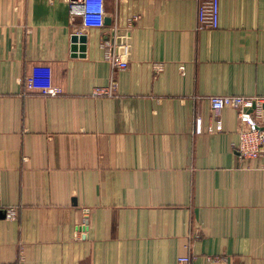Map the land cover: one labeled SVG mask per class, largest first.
I'll return each mask as SVG.
<instances>
[{
	"label": "crops",
	"instance_id": "obj_1",
	"mask_svg": "<svg viewBox=\"0 0 264 264\" xmlns=\"http://www.w3.org/2000/svg\"><path fill=\"white\" fill-rule=\"evenodd\" d=\"M220 3L201 30L198 0H106L102 27L66 0H0V204L18 208L0 212V263L264 264V169L210 102L264 98V0ZM35 74L62 93L30 90Z\"/></svg>",
	"mask_w": 264,
	"mask_h": 264
},
{
	"label": "built area",
	"instance_id": "obj_2",
	"mask_svg": "<svg viewBox=\"0 0 264 264\" xmlns=\"http://www.w3.org/2000/svg\"><path fill=\"white\" fill-rule=\"evenodd\" d=\"M72 17L81 16L83 24L88 27H102L107 16L106 0H66ZM220 0H198V28L216 29L220 26ZM106 46V58L115 69H125L129 66V47L120 44L118 47L107 37L104 39ZM123 49V51H121ZM43 74H35L28 81V88L46 95H57L62 90L55 87L52 80L46 81ZM117 91L116 80L106 86H96L93 90L94 97L113 96ZM214 115L219 119L226 107L237 111L239 120V140L233 144L243 160H259L260 167L264 169V98L242 95H218L210 98ZM221 126V121H218ZM0 212L4 218L15 219L18 217V208L15 206H3L0 204ZM85 213L82 226L87 223ZM196 232L190 238L199 237ZM218 260V259H217ZM207 264H218L215 259H209ZM190 256H182L178 264H190ZM0 264H20L19 261Z\"/></svg>",
	"mask_w": 264,
	"mask_h": 264
},
{
	"label": "water",
	"instance_id": "obj_3",
	"mask_svg": "<svg viewBox=\"0 0 264 264\" xmlns=\"http://www.w3.org/2000/svg\"><path fill=\"white\" fill-rule=\"evenodd\" d=\"M112 17L105 18V25H112ZM120 45V44H119ZM87 50V35L75 33L72 35V52L73 56L84 57ZM123 51V49H121Z\"/></svg>",
	"mask_w": 264,
	"mask_h": 264
}]
</instances>
